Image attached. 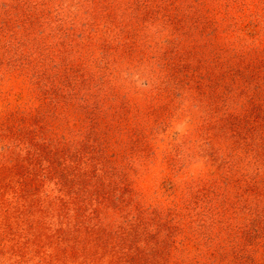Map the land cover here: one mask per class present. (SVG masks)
<instances>
[{"label": "rangeland", "instance_id": "374dc122", "mask_svg": "<svg viewBox=\"0 0 264 264\" xmlns=\"http://www.w3.org/2000/svg\"><path fill=\"white\" fill-rule=\"evenodd\" d=\"M0 264H264V0H0Z\"/></svg>", "mask_w": 264, "mask_h": 264}]
</instances>
